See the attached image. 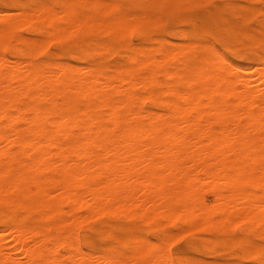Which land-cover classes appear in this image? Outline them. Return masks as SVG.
<instances>
[{
	"label": "bare ground",
	"instance_id": "1",
	"mask_svg": "<svg viewBox=\"0 0 264 264\" xmlns=\"http://www.w3.org/2000/svg\"><path fill=\"white\" fill-rule=\"evenodd\" d=\"M123 1L46 0L61 11L38 13L16 7L35 2H14L18 11L3 9L0 22L9 19L15 32L29 26L54 38L95 31L119 39L146 22L98 6ZM239 37L259 43L248 34ZM24 38L17 50L23 59L12 61L0 49V207L6 210L0 218H11L0 231V264L132 258L111 248H83L77 227L96 214L143 223L200 221L226 235L243 221L264 237L261 196L254 191L264 176L261 59L253 67L229 59L224 67L181 41L162 39L129 47L112 69L81 67L37 62L29 53L49 39ZM146 100L152 109L141 106ZM201 194L214 198L208 203ZM118 234L130 250L138 238H148L135 226ZM164 248L153 254L157 264L171 258Z\"/></svg>",
	"mask_w": 264,
	"mask_h": 264
},
{
	"label": "snow or ice",
	"instance_id": "2",
	"mask_svg": "<svg viewBox=\"0 0 264 264\" xmlns=\"http://www.w3.org/2000/svg\"><path fill=\"white\" fill-rule=\"evenodd\" d=\"M98 6L119 9L123 16L140 22H156L158 26L162 25L157 30L169 35L175 34L178 26H181L179 30L185 36L183 43L186 47L201 53L203 58L222 64L224 67H227L229 60V57L225 55V50L233 47L231 42L233 36L238 39L240 34H248L259 40L258 44L254 43L252 46L258 50L262 61L261 68L264 70V0H252L251 3L245 0H223V2H217V0H126L124 3H108ZM16 7L33 13H38L44 8L53 9L56 12L61 11L59 7L48 4L46 0H36L31 5L19 4ZM257 29H259L258 32ZM133 35L150 36L152 33L134 29ZM18 38L19 33L14 31L10 20L3 19L0 22V43L7 45ZM4 51L7 53L9 49L5 47ZM168 51L175 50L169 49ZM51 54L44 45L29 53L38 58L37 62L40 57ZM259 187L261 199L258 206L261 212H264V176L260 177ZM166 237L167 233L156 238L140 237L134 249L130 250L133 246L125 242V237L118 233L114 234L105 246L110 247L116 255L132 258L97 261L96 264H157L152 258L153 254L157 249L163 248L164 244H167L164 251L171 258L161 264H192L191 261L177 259L185 255L183 250L188 243L186 237L182 236L180 239L171 241ZM233 239L241 241L232 253L236 258L223 262V264H264V237L257 243L251 236H245L242 230ZM181 240H185V244H181Z\"/></svg>",
	"mask_w": 264,
	"mask_h": 264
},
{
	"label": "rangeland",
	"instance_id": "3",
	"mask_svg": "<svg viewBox=\"0 0 264 264\" xmlns=\"http://www.w3.org/2000/svg\"><path fill=\"white\" fill-rule=\"evenodd\" d=\"M50 1L57 2L60 0H50ZM14 2L32 3V2H36V0H0V9H1L0 11H2L3 13V9H4V13L10 11L16 12L17 9L13 6ZM124 2H126V0H124L123 3ZM217 2H223V0H217ZM245 2L249 3L248 0H245ZM150 22L151 21L148 22L146 21L144 23L136 24L134 25V27L132 26L131 27L132 29L130 28L126 36L119 39H115L110 34H106V33L99 34L101 32L91 31L86 33H78V34L71 33L63 36H57L56 38H54V36H51L53 39V40L51 39L52 40L51 41L50 36H44L40 32L33 31L32 28H30L29 26L20 27L16 33L19 32V36L22 35L23 38L25 36L24 39L35 38L36 40H40V37L41 39L42 38L46 39V37H50L48 38L49 40L46 39L50 42L47 41L48 42L47 44V42L45 41L46 44L44 43L43 44L45 47L48 48V51L51 52L52 54L46 57H40L39 61L50 59L55 62L72 63L74 65L77 66L79 65L81 67H84V65L88 66L89 64H93L100 66L102 68L106 67L112 69L114 68V66L116 67L120 64L122 59L129 52L130 48H140L149 45L151 46V44L155 45L159 40L162 39L164 40L169 39L171 42L175 41L176 43L180 41L183 42V40L185 39L182 38L183 32L179 30L181 26H178V31L175 34L169 35L162 31L157 30L158 27H162V25L158 26L156 22H151L153 24H151ZM134 29L143 32H150L152 33V35L137 37L133 35ZM239 39L233 36L231 41L233 47L226 49L225 55L228 56L229 59L231 61H234L235 63H238L243 66L247 65L248 67H253L252 65L254 64L256 65L260 61L258 50L254 46H252L254 43L249 39L243 37H239ZM43 40L41 41L43 42ZM125 40L127 43L125 42ZM105 44L109 45L107 49L102 47ZM143 44H145V46ZM5 47L9 49L7 53H5L4 51ZM19 48H21V42L18 39L12 40V42H10L7 45L1 43L0 46L1 51H3V53H5L7 57L9 58L11 57L10 60L12 61H15L16 59H23L22 56L17 57V50ZM53 49L55 50L53 51ZM35 59L38 60L37 57H35ZM137 91H139V89ZM141 106L144 107L145 110L152 109L151 102L148 100L143 102ZM254 191L257 192L256 193L257 195H260L261 189L260 187H255ZM198 198L201 199L204 198L205 199L204 201L209 203L210 202L209 199L213 200L214 197L212 195L209 196V195L201 194V196L198 195ZM4 211L6 210L0 207V213ZM7 212L10 213L11 211L7 210ZM199 222L197 223L199 224ZM10 223H11V218H7V217L0 218V231L4 232V230L7 228V226H9ZM160 223H163L164 225ZM195 223H183V224L171 223L168 222L167 219L164 220V218L161 219L158 218L156 220L143 223L137 220H127L122 216L112 217V215L109 214H101V215L96 214L89 222L80 224L81 226L77 227L78 232H76V234L80 243L82 244L83 242L82 246L85 250L96 253L98 251L106 250L110 248V247H106L105 245L109 243V239L112 237V234L123 233L124 229L129 226H135L140 232L152 238H156L161 234L170 232V234H167L168 236L166 237V239L169 241L174 240L175 238L173 239L172 237H176L177 235L179 237L178 238L176 237V239H180V237L182 236L186 237L188 243L186 244L183 250L185 255L179 256V258L182 257L185 259H189L193 262V264H223V262L235 259L236 257H234L232 253L236 250L237 245H239L240 243H237L236 241L238 240L233 239V237L237 233L241 232L243 228H244L243 232L245 236H251V238L255 239L258 242H260L262 238L261 236L256 234V232H254L256 234L254 236L253 232L248 231L247 224L243 221L242 222L237 221L235 225L229 229L228 235L218 230H212L206 228L203 225L202 227L201 224L196 225ZM192 224H194V226ZM186 225L190 226V227L187 226L188 228H190L189 230L186 227ZM191 225L193 226V228L191 227ZM195 226H199V227L197 228ZM116 227H118V229H116ZM186 228H187V232L185 231ZM181 230L184 231V233L183 232L180 233ZM171 233H173V235ZM174 233H176V236ZM180 243L185 244V240H181ZM164 245L165 247H167V244ZM177 247H179V245H177Z\"/></svg>",
	"mask_w": 264,
	"mask_h": 264
}]
</instances>
